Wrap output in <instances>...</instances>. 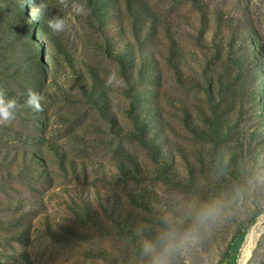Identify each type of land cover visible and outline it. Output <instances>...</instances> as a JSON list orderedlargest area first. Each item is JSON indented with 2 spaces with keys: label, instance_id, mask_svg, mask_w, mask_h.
<instances>
[{
  "label": "rangeland",
  "instance_id": "374dc122",
  "mask_svg": "<svg viewBox=\"0 0 264 264\" xmlns=\"http://www.w3.org/2000/svg\"><path fill=\"white\" fill-rule=\"evenodd\" d=\"M0 88V264H264V0H0Z\"/></svg>",
  "mask_w": 264,
  "mask_h": 264
},
{
  "label": "clouds",
  "instance_id": "9594fccd",
  "mask_svg": "<svg viewBox=\"0 0 264 264\" xmlns=\"http://www.w3.org/2000/svg\"><path fill=\"white\" fill-rule=\"evenodd\" d=\"M26 3H30V0H26ZM61 5L66 3V0H59ZM47 4L41 3L38 6H32L30 10V18L32 22L40 21L41 17L47 11ZM72 10L77 16H87L91 14V8L84 2H75L71 5ZM47 28L53 34H60L66 31L67 21L60 15L47 18ZM123 81L119 80L117 74L112 72L104 81L106 88L118 86ZM45 97L32 89L27 92V100L25 105L21 106L14 98H8L6 90L0 88V126H7L13 122L22 107L31 108L35 112L44 111L43 104ZM216 209L207 208L204 209L199 216L201 221L210 218ZM196 235L194 232L189 231L183 235H177L175 232L166 231L163 232L156 241H146L142 248V254L148 258V264H173V256L179 250L184 249L188 245L196 243Z\"/></svg>",
  "mask_w": 264,
  "mask_h": 264
},
{
  "label": "trees",
  "instance_id": "16d2710c",
  "mask_svg": "<svg viewBox=\"0 0 264 264\" xmlns=\"http://www.w3.org/2000/svg\"><path fill=\"white\" fill-rule=\"evenodd\" d=\"M237 235H235L236 237ZM234 237V238H235ZM231 257V254H230V248L228 249V251L226 252V254L223 256V258L221 259V261L219 262V264H222L224 263L226 260H228L229 258Z\"/></svg>",
  "mask_w": 264,
  "mask_h": 264
},
{
  "label": "bare ground",
  "instance_id": "6f19581e",
  "mask_svg": "<svg viewBox=\"0 0 264 264\" xmlns=\"http://www.w3.org/2000/svg\"><path fill=\"white\" fill-rule=\"evenodd\" d=\"M251 239V238H250ZM251 254V253H250ZM249 252L247 250V252L245 253V255L243 256V259L241 260L240 264H245L246 263V259L248 258ZM251 256V255H250Z\"/></svg>",
  "mask_w": 264,
  "mask_h": 264
}]
</instances>
